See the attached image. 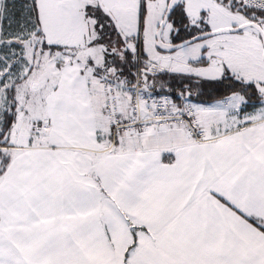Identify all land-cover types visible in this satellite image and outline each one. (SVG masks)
Returning a JSON list of instances; mask_svg holds the SVG:
<instances>
[{"label": "snow or ice", "instance_id": "obj_1", "mask_svg": "<svg viewBox=\"0 0 264 264\" xmlns=\"http://www.w3.org/2000/svg\"><path fill=\"white\" fill-rule=\"evenodd\" d=\"M0 264H264V0H0Z\"/></svg>", "mask_w": 264, "mask_h": 264}]
</instances>
